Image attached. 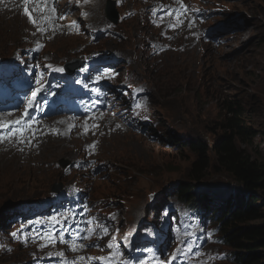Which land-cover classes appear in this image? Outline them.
<instances>
[{
    "label": "rangeland",
    "instance_id": "1",
    "mask_svg": "<svg viewBox=\"0 0 264 264\" xmlns=\"http://www.w3.org/2000/svg\"><path fill=\"white\" fill-rule=\"evenodd\" d=\"M224 1L229 5L223 14L228 30L224 32L223 25L217 34L219 38L225 36L226 42H213L206 48V53L211 52L205 56L195 52L168 54L154 68L135 45L145 30L138 19L121 24L130 36L127 41L101 39V44L120 49L132 58L129 70L152 90L151 110L160 122L161 131L154 141L121 132L106 141L100 157L112 164L111 174L108 180L101 176L95 182L94 197L122 196L123 210L141 219L145 213L142 208L152 202L150 193L155 192L152 200L159 202L167 192L182 184L194 187V196L207 195L214 202H234L245 194L220 166L215 149L216 143L230 133L226 130L228 107L236 104L244 113V124L256 134L248 147L238 145L264 160V0ZM101 9L98 7L94 13L99 15ZM103 11L108 16L114 11L119 13L111 0H105ZM1 18L4 20H0V55H10L14 42L20 39L22 26L20 21ZM81 42L84 40L58 36L49 43L48 50L56 61L69 60L78 54L76 50ZM101 44L88 50L102 47ZM4 69L5 66L0 67L1 71ZM189 140L207 149L204 179L192 177L199 156L187 144ZM53 143L45 145L38 158L41 162L34 161L27 166L19 160L18 171L0 162V175L16 177L0 184V216L7 211L3 208L30 198H42L58 180L68 179L62 176V168L57 163L63 158L69 160L79 151L71 147L58 157L52 156L47 146ZM76 143L79 145V140ZM19 187L22 189L15 192ZM257 196L260 198L257 207L264 213V193L257 192Z\"/></svg>",
    "mask_w": 264,
    "mask_h": 264
},
{
    "label": "trees",
    "instance_id": "2",
    "mask_svg": "<svg viewBox=\"0 0 264 264\" xmlns=\"http://www.w3.org/2000/svg\"><path fill=\"white\" fill-rule=\"evenodd\" d=\"M228 111L226 130L230 133L216 143L215 152L220 166L245 194L236 202L228 201L230 217L225 234L230 245L238 251L242 264H264V213L257 207L260 199L257 192L264 193V160L239 147L238 144L251 145L256 134L244 124V113L239 106H229ZM188 142L199 156L192 177L204 179L207 149L199 142ZM193 188L190 184H182L180 189L184 191L183 196L191 199Z\"/></svg>",
    "mask_w": 264,
    "mask_h": 264
},
{
    "label": "snow or ice",
    "instance_id": "3",
    "mask_svg": "<svg viewBox=\"0 0 264 264\" xmlns=\"http://www.w3.org/2000/svg\"><path fill=\"white\" fill-rule=\"evenodd\" d=\"M24 3H25V5H27V4L29 3V0H24ZM181 8L183 9L182 12L175 11V10H173V11H169V12H168V15H169V16H173V15H175V18H176V20H177V23H175V24H170V25H169L170 28L175 29V28H178V27H180V26L182 25L183 21L180 19V17H181L182 15H184L185 13H187V12L189 11V9L187 8V6H185V5H183V4H181ZM41 11H43V10H41ZM51 11H52V13H55V12H56V8H55V6H52ZM24 14H25L26 16H28L30 22H32L33 24L36 23V20H35V19L33 18V16H32V12L29 10V8H28L27 6L24 7ZM85 15H86V13H85ZM60 18H66V17H60ZM191 26H192V24H191V22H189V27H191ZM41 31H43V30L41 29ZM55 70H56V71H60V72L63 71L62 68H58V69H55ZM102 76H103V73H100V74H98V75L95 77V79H96L97 81H100V79L102 78ZM39 83H40V82L37 81V84H39ZM40 91H42V87H37L34 91H32L31 96H32L33 98L37 97ZM30 103H31V101H30ZM21 123H22V121H20V120H15V121L11 122V126H12V127H16L17 125H20ZM24 123H27V121H24ZM9 127H10L9 123L0 122V129H5V130H7V129H9ZM117 127H119V125H117ZM27 130H28V131L31 130V125L28 126V129H27ZM18 131H19L20 136L22 137V136H23V133H24V131H26V129L20 128V129H18ZM16 135H17L16 132H12V133H11V136H16ZM7 138H8V137L0 136V141H3L4 139H7ZM21 142H23V141L21 140ZM93 147H94V145H93ZM65 219H67V218H65ZM52 221H53L54 224H55V223H60V221H59L57 218H55V217L52 218ZM104 231H105V233L107 232L106 226H105V228H104ZM12 235L15 236L16 233H13ZM52 238H53V237H52L51 234H49V235L46 237V239H49V240H51ZM100 238L102 239L103 237H100ZM60 242H64V240H63L62 237H61V239H60ZM44 246L46 247L47 245H44ZM82 247H88V246H87V245H83ZM109 247H111V245H109ZM184 247L187 248V252H188V253H191L192 255H194V256L197 257V258L201 255L199 252H193V249H192L191 245H187V244H185ZM70 250H71V251H74V252H75V251H78V248H77V246H76L75 243L72 244ZM60 255L63 256V253H60ZM96 259H97V258H93V257H85V256H80V257L78 258V260H79L80 262H83V261H86V260L94 261V260H96ZM101 259H102V258H101ZM175 259H177V257H176V256H173V257H172V260L174 261ZM64 264H77V261H76V260H73V261H71V262L65 261Z\"/></svg>",
    "mask_w": 264,
    "mask_h": 264
},
{
    "label": "bare ground",
    "instance_id": "4",
    "mask_svg": "<svg viewBox=\"0 0 264 264\" xmlns=\"http://www.w3.org/2000/svg\"><path fill=\"white\" fill-rule=\"evenodd\" d=\"M156 16V15H155ZM154 16V17H155ZM11 23V22H10ZM216 40V39H215ZM223 40H225V41H223ZM226 42V39H225V36H223V37H221L220 38V40H217L216 41V43L217 44H224ZM15 43V42H14ZM131 123H135V118H133L132 117V119H131ZM119 142V141H118ZM122 144V143H121ZM118 145V144H117ZM49 146V145H48ZM47 146V148H49L50 149V151H51V153H52V156H56V157H58V154H62L64 151H65V149L62 147V145L60 144V143H56V142H54L50 147H48ZM119 146V145H118ZM122 148V147H121ZM65 153V152H64ZM39 158V157H38ZM38 158H37V160H38ZM45 158V157H44ZM53 160V159H52ZM0 162H2L3 164H5L6 166H7V168L8 169H10V170H16V171H18L19 170V168L17 167V162L18 161H16V159L14 160V159H12V160H6V159H0ZM41 162V161H40ZM44 162V161H43ZM1 164V163H0ZM4 165V166H5ZM19 166V165H18ZM43 166V165H42ZM4 168V167H3ZM22 168V167H21ZM34 168V167H33ZM1 171V170H0ZM15 172V171H14ZM2 173V172H1ZM17 176V175H16ZM0 178H4L5 180H2V179H0V184H2V183H5L6 181H8V180H16V177H15V175H0ZM22 188L21 187H19V188H16V191L15 192H18V191H20Z\"/></svg>",
    "mask_w": 264,
    "mask_h": 264
}]
</instances>
